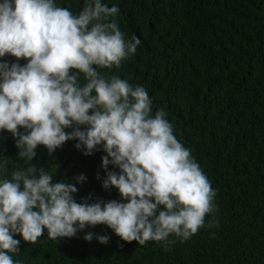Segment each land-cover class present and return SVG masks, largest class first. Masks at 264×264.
Returning <instances> with one entry per match:
<instances>
[{"label":"clouds","instance_id":"1","mask_svg":"<svg viewBox=\"0 0 264 264\" xmlns=\"http://www.w3.org/2000/svg\"><path fill=\"white\" fill-rule=\"evenodd\" d=\"M119 11L104 0H83L78 13L56 0H0V134H11L16 159L25 162L40 146L52 154L68 141L85 156L102 151V187L120 195L77 202L84 174L54 182L34 165L10 178L0 171V264H21L13 259L21 252L14 237L35 244L45 230L48 239L61 240L104 225L123 241H154L168 250L177 239L218 226L205 223L217 210L216 190L164 109L153 114L145 87L101 71L120 68L141 43L121 30ZM83 238L110 240L95 232Z\"/></svg>","mask_w":264,"mask_h":264},{"label":"trees","instance_id":"2","mask_svg":"<svg viewBox=\"0 0 264 264\" xmlns=\"http://www.w3.org/2000/svg\"><path fill=\"white\" fill-rule=\"evenodd\" d=\"M56 2L73 13L83 7V0ZM104 3L119 7L121 30L141 43L120 68L101 71L145 87L153 114L164 109L174 135L216 190L217 210L205 223L214 219L218 226L201 228L185 242L177 239L168 250L154 241L146 246L123 241L104 225L61 240L48 239L45 230L35 244L14 237L21 240V252L13 259L21 264H264V0ZM75 143L52 154L40 146L37 157L25 162L16 159L15 141L5 131L0 171L10 178L12 171L34 165L50 172L54 182L84 174L87 179L74 194L77 202L119 200L117 189L102 187L105 153L85 156ZM87 232L109 235V243L85 241Z\"/></svg>","mask_w":264,"mask_h":264}]
</instances>
